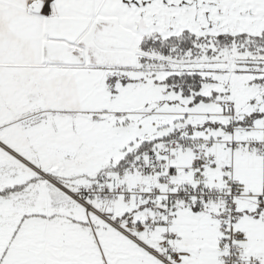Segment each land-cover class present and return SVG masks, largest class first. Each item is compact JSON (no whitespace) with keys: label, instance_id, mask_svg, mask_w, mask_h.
Returning a JSON list of instances; mask_svg holds the SVG:
<instances>
[{"label":"snow or ice","instance_id":"snow-or-ice-1","mask_svg":"<svg viewBox=\"0 0 264 264\" xmlns=\"http://www.w3.org/2000/svg\"><path fill=\"white\" fill-rule=\"evenodd\" d=\"M0 264H264V0H0Z\"/></svg>","mask_w":264,"mask_h":264}]
</instances>
